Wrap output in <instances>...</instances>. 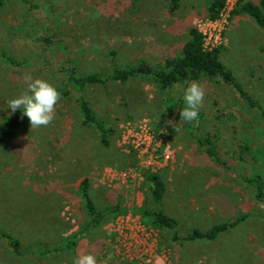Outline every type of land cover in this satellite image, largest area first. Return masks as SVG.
Masks as SVG:
<instances>
[{
    "label": "rangeland",
    "instance_id": "obj_1",
    "mask_svg": "<svg viewBox=\"0 0 264 264\" xmlns=\"http://www.w3.org/2000/svg\"><path fill=\"white\" fill-rule=\"evenodd\" d=\"M208 1L179 0L171 13L166 0H5L0 45L19 65L0 58V124L11 112L7 101L26 88L25 73L59 82L60 71L45 70L44 56L70 57L81 72L139 59L156 63L179 53L190 26L202 32L206 48L219 47V60L264 109V30L235 12L239 0H226L210 22ZM190 83L160 91L136 78L87 88L85 96L111 126L108 146L81 123L71 93L61 95L49 126L31 130L27 119L17 128L0 149V230L21 251L12 252L0 236V264H73L81 252L94 254L97 264H264V204L245 180L254 173L264 180V119L230 87L199 79L205 88L201 116L180 120L176 113ZM200 133L213 135L221 164L205 154ZM147 172L164 182L160 208L176 220L178 235L235 224L213 239H172L173 230L150 218L158 207ZM83 178L94 206L109 209L95 227H85L77 189ZM72 237L60 252L27 253L33 244Z\"/></svg>",
    "mask_w": 264,
    "mask_h": 264
},
{
    "label": "trees",
    "instance_id": "obj_2",
    "mask_svg": "<svg viewBox=\"0 0 264 264\" xmlns=\"http://www.w3.org/2000/svg\"><path fill=\"white\" fill-rule=\"evenodd\" d=\"M5 0H0V6ZM139 0H132V4ZM169 12H175L179 8V0H166ZM225 0H210L205 7V17L208 20H215L224 6ZM235 12H242L248 15L255 24L264 30V0H258L257 3L251 1L237 2ZM187 39L181 44L179 53L175 56H165L159 62L150 63L139 59L135 63L125 64L123 66H112L108 70L95 69L90 72H81L70 57L64 58L62 55L42 60L45 70L60 71L59 82L54 85L61 95L71 93L74 96L75 106L80 114L81 123L85 126L94 127L99 133V142L103 146H108L110 142L111 126L87 99L84 92L91 87H104L107 85H123L132 79L145 78L153 83L160 91L171 90L175 85L183 82H197L199 79H205L212 83H218L222 86L230 87L237 94L242 105L247 109H257L260 116L264 119V109L239 85L232 71L225 67L219 60V47L206 48L204 45V36L196 26H190L187 30ZM24 38V37H23ZM49 43V42H47ZM53 47L55 45H52ZM48 48L52 51L53 47ZM50 53V52H49ZM47 56V55H46ZM0 58L10 66L19 65V60L8 50L0 45ZM49 68V69H48ZM173 100L172 98L170 99ZM172 103V102H171ZM170 103V104H171ZM11 113V112H10ZM179 115V112L176 113ZM199 116L201 113L199 112ZM0 124V149L3 143L12 137L15 130L19 128L28 118L22 116V111L17 110L11 115H7ZM200 119V118H199ZM198 141L203 146L205 154L216 163H222L217 151L213 135L208 133L198 134ZM244 149L246 146L244 145ZM252 158L258 154L255 149L251 150ZM146 178L149 181V194L157 205V209L152 210L149 215L153 223L160 227L172 231L171 237L174 240H194V239H213L219 232L228 226H233L234 221L212 224L205 229L192 228L185 235H178L175 231L176 220L163 212L160 208L161 201L165 191V185L160 175L155 172H147ZM245 180L254 186L255 198L264 204V180L261 174L254 173ZM88 181L83 178L78 183V193L84 213L87 217L85 227H95L100 223L103 217L109 212L108 208H96L89 197ZM0 236L4 237L12 252L19 254L21 249L19 242L4 234L0 230ZM74 237L60 242L39 243L27 247V253L31 255H43L50 252H60L73 242ZM132 264V263H128Z\"/></svg>",
    "mask_w": 264,
    "mask_h": 264
},
{
    "label": "clouds",
    "instance_id": "obj_3",
    "mask_svg": "<svg viewBox=\"0 0 264 264\" xmlns=\"http://www.w3.org/2000/svg\"><path fill=\"white\" fill-rule=\"evenodd\" d=\"M23 81L26 88L22 93L7 101V107L15 113L18 109L22 116L30 122L31 130L49 126L55 119L56 105L61 99V93L51 83L41 78H33L30 73H25ZM205 88L197 83H190L183 91L185 106L179 111L180 120L195 122L203 106ZM171 124L172 121H167ZM73 264H97L94 254L81 252L74 258Z\"/></svg>",
    "mask_w": 264,
    "mask_h": 264
},
{
    "label": "built area",
    "instance_id": "obj_4",
    "mask_svg": "<svg viewBox=\"0 0 264 264\" xmlns=\"http://www.w3.org/2000/svg\"><path fill=\"white\" fill-rule=\"evenodd\" d=\"M225 3H226V0H225ZM225 3H224V6H225ZM224 6H223V8H224ZM223 8H222V10H223ZM222 10L220 11V13L222 12ZM220 13H219V15H220ZM217 18H218V17H217ZM217 18H216V19H217ZM216 19H215V20H216ZM215 20H209V21L211 22V21H215ZM204 45H205V44H204ZM136 146H139V143H137V141H135V143H134V147H135V148H136Z\"/></svg>",
    "mask_w": 264,
    "mask_h": 264
}]
</instances>
